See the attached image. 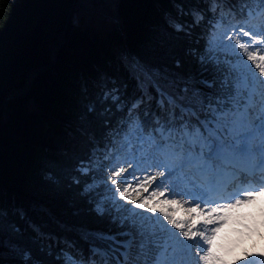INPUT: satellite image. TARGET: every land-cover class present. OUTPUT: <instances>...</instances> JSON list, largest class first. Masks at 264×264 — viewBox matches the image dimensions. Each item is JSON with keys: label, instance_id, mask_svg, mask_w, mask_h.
Instances as JSON below:
<instances>
[{"label": "snow or ice", "instance_id": "snow-or-ice-1", "mask_svg": "<svg viewBox=\"0 0 264 264\" xmlns=\"http://www.w3.org/2000/svg\"><path fill=\"white\" fill-rule=\"evenodd\" d=\"M185 3L178 15L190 20L169 24L192 38L198 71L162 76L125 54L132 93L112 80L99 108L87 106L98 124L80 129L87 146L69 186L105 227L81 223L57 236L29 221L39 251L59 264H264V231L248 237L259 250L221 243L238 210L264 197V0ZM6 226L19 232L0 210V231ZM9 248L19 264H47Z\"/></svg>", "mask_w": 264, "mask_h": 264}, {"label": "trees", "instance_id": "trees-1", "mask_svg": "<svg viewBox=\"0 0 264 264\" xmlns=\"http://www.w3.org/2000/svg\"><path fill=\"white\" fill-rule=\"evenodd\" d=\"M180 6L189 7L185 0H0V210L6 225L19 228L0 231L4 264H19L9 245L59 264L39 251L29 221L57 236L81 223L105 227L69 186L87 146L80 129L98 124L87 106L99 108L101 86L113 87L112 80L132 93L125 54L162 76L198 71L188 54L192 38L169 24L190 20L178 15ZM44 243L55 252L54 241Z\"/></svg>", "mask_w": 264, "mask_h": 264}, {"label": "rangeland", "instance_id": "rangeland-1", "mask_svg": "<svg viewBox=\"0 0 264 264\" xmlns=\"http://www.w3.org/2000/svg\"><path fill=\"white\" fill-rule=\"evenodd\" d=\"M264 201V197H258L257 202L248 205L253 206L249 210H238L237 216L233 223L225 229L222 234L221 243L226 246H231L233 241L240 240V247H247L249 250H259V244L254 248L248 243V237L251 236L253 239H258L260 233L264 231L261 228V219L264 217V213L260 210V202ZM248 224L249 228L244 230V226ZM236 231H243L242 235H237ZM264 243V241H261Z\"/></svg>", "mask_w": 264, "mask_h": 264}, {"label": "bare ground", "instance_id": "bare-ground-1", "mask_svg": "<svg viewBox=\"0 0 264 264\" xmlns=\"http://www.w3.org/2000/svg\"><path fill=\"white\" fill-rule=\"evenodd\" d=\"M249 228V225H245L244 226V230L248 229ZM237 235H242L243 234V231H236ZM226 246V245H225Z\"/></svg>", "mask_w": 264, "mask_h": 264}]
</instances>
